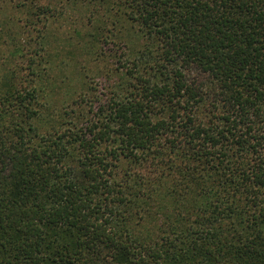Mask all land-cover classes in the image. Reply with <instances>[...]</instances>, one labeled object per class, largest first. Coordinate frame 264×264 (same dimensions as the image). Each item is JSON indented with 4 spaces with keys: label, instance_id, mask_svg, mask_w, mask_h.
I'll list each match as a JSON object with an SVG mask.
<instances>
[{
    "label": "trees",
    "instance_id": "1",
    "mask_svg": "<svg viewBox=\"0 0 264 264\" xmlns=\"http://www.w3.org/2000/svg\"><path fill=\"white\" fill-rule=\"evenodd\" d=\"M59 1L86 62L48 3L0 71V264H264V0Z\"/></svg>",
    "mask_w": 264,
    "mask_h": 264
},
{
    "label": "rangeland",
    "instance_id": "2",
    "mask_svg": "<svg viewBox=\"0 0 264 264\" xmlns=\"http://www.w3.org/2000/svg\"><path fill=\"white\" fill-rule=\"evenodd\" d=\"M48 3L57 7L56 11L47 14L52 45L57 50L63 47L72 48L75 58L86 62L85 55L80 52V46L88 44L89 39L93 37L89 36V33L94 30L89 23L87 24L90 13L85 12V9L81 12L70 10L61 15L62 5L59 0H0V71L3 72L6 68L18 63L11 55L16 46L26 47L29 40L33 43L39 34L47 33L46 15L38 14L37 6ZM33 11L37 12L32 13ZM108 27L111 25L109 24ZM76 59L70 60L71 64L67 67V73L74 76V79L71 81L62 77L63 84L67 85L66 89L69 91L73 90L74 83L78 86V71L81 67L79 63H76L78 62Z\"/></svg>",
    "mask_w": 264,
    "mask_h": 264
}]
</instances>
